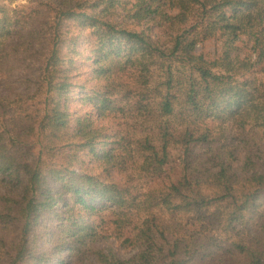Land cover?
Returning a JSON list of instances; mask_svg holds the SVG:
<instances>
[{
  "label": "trees",
  "instance_id": "16d2710c",
  "mask_svg": "<svg viewBox=\"0 0 264 264\" xmlns=\"http://www.w3.org/2000/svg\"><path fill=\"white\" fill-rule=\"evenodd\" d=\"M0 12V264H264V0Z\"/></svg>",
  "mask_w": 264,
  "mask_h": 264
},
{
  "label": "rangeland",
  "instance_id": "374dc122",
  "mask_svg": "<svg viewBox=\"0 0 264 264\" xmlns=\"http://www.w3.org/2000/svg\"><path fill=\"white\" fill-rule=\"evenodd\" d=\"M29 3V0H0V7L3 6L6 10L8 9L13 10L16 8H19L20 6L26 5ZM4 13L0 12V16H2ZM87 39V34H82L81 35V41H82V46L85 48V41ZM87 45V44H86ZM214 45L211 42H207L204 46L199 47V50H204L205 52L212 54L214 51ZM259 91H262L259 89ZM225 128L231 130L232 133H235L234 135L237 136L239 139H246L244 136H250L254 137L253 133H257L259 135L260 140L264 142V136L262 135L264 131V125H262V120H259V123H248L245 126V129L241 130L240 128H235L237 126L234 122L230 123H224ZM240 132L239 134H237ZM262 132V133H261ZM264 134V133H263ZM261 202H264V191L261 194ZM101 246H112L115 252L122 258H128L130 257L133 253L132 250L129 248H125L120 244L119 240H116L114 238H109L105 239L104 241L101 242Z\"/></svg>",
  "mask_w": 264,
  "mask_h": 264
}]
</instances>
